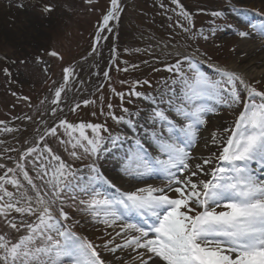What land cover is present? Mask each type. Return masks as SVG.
Returning a JSON list of instances; mask_svg holds the SVG:
<instances>
[{
    "label": "snow or ice",
    "instance_id": "1",
    "mask_svg": "<svg viewBox=\"0 0 264 264\" xmlns=\"http://www.w3.org/2000/svg\"><path fill=\"white\" fill-rule=\"evenodd\" d=\"M94 2L84 0L89 11L95 10ZM159 7L174 13L176 26L185 32L208 39L195 30L194 16L182 0L167 4L161 0ZM122 11V0H108L89 56L101 54V42L113 32L112 22L119 21ZM242 12L245 19L234 26L235 34L264 40V13L255 10L259 19L252 20L248 10ZM210 15L222 17L224 12L212 10ZM111 53L110 65L116 64L115 47ZM49 55L59 57L56 51ZM168 56L175 57L164 63L163 71L170 77L160 82L163 89L155 94L137 90L152 87L147 79L130 84L122 80L128 90L117 91L110 70L103 71L108 88L120 99L121 114L111 102L105 111L101 94L102 123L59 118L68 105L71 85L78 80L74 65L64 67L62 82L53 81L51 98L40 101L50 108L44 112L37 108L34 137L0 153V264H264V91L235 69L212 64L214 75H209L201 70L200 61L179 49ZM104 87L101 83L96 90ZM133 97L148 107L135 112L124 107L125 102L133 103ZM81 103L96 101L73 103L70 111L77 112ZM221 107L240 110L223 130L226 135L212 133L217 152L191 163L202 127ZM108 119L121 131L113 132ZM18 130L0 121V133ZM49 138L63 148L67 159L49 145ZM151 148L158 155L153 157ZM107 160H116L124 176L137 181L160 176L165 183L125 189L117 177L106 174L102 162ZM77 161L82 167L73 166ZM68 206L104 225L102 244L73 231L80 221L65 211Z\"/></svg>",
    "mask_w": 264,
    "mask_h": 264
},
{
    "label": "rangeland",
    "instance_id": "2",
    "mask_svg": "<svg viewBox=\"0 0 264 264\" xmlns=\"http://www.w3.org/2000/svg\"><path fill=\"white\" fill-rule=\"evenodd\" d=\"M256 1L258 11L264 13V0ZM160 2L161 0H122L123 11L119 23L112 22L113 30H115L110 34L106 33L108 39L101 42V54L92 57L89 53L92 50L96 25L102 12L107 9L108 0H95L92 6L94 11L88 10L89 5H86L84 0H0V121L7 122L9 127L19 129L12 133H0V141L4 142L0 144V153H3L5 148H18L24 140H31L37 128V108L41 112L50 108V104L40 105V101L45 97L51 98L50 89L53 86L46 85V79L52 75L51 71L55 70V82L58 85L63 80L64 67L68 66L76 67L83 64V69L77 74L78 80L72 83L71 91L66 97L68 105L64 106V110L59 113V118H66L72 123L104 122L105 118L99 114L101 94L104 97L105 111H107V104L111 102L116 114H121L120 99L112 94L104 81V70H110L111 83L117 91L126 92L132 81L144 79L149 80L152 87L145 85L139 87L138 91L155 94L157 89L162 90L163 85L160 82L170 77V73L163 71L164 63L175 59L174 56H168L170 48H165V44L183 48L210 62L209 65L205 63V66L201 67L207 74L214 75L212 64L229 67L239 71L258 90L264 91V55H257L262 62L253 66L252 69L249 68L250 63L249 67L241 68L240 61L245 56L249 59L255 58L250 52L252 48L264 44L263 42L246 45L245 39L259 37L242 39L235 34L234 26L239 23V20L234 14L237 16L240 14V10L243 9V0H182L185 8L194 16L195 30L197 32L202 30L208 37L207 40L200 36L193 37L191 33L176 26L175 14L164 13L159 7ZM164 3L167 4L168 0H164ZM45 6H51L52 10L45 12ZM169 7L172 6L169 5ZM200 9L204 11L201 12ZM212 10L223 11L224 16L212 17L210 15ZM168 17H172L171 21ZM248 19L257 20L259 17L252 12ZM213 29H215L214 33ZM6 33L10 35L9 39L4 37ZM120 45L122 46L119 47ZM113 47L117 53L116 64L110 65ZM51 51L58 52L59 57L50 56ZM262 51L264 52L263 49L260 52ZM203 53L206 55H202ZM194 54L188 55L194 56ZM132 65L136 67L133 68ZM117 67L121 69L127 67L128 71H117ZM5 69L9 74L5 73ZM154 69H161V71H154ZM92 73H98V75H92ZM79 79H83V85L79 84ZM122 80L128 81L129 84L122 85L120 83ZM257 81L259 83H256ZM101 83H105V87L98 92L96 89ZM18 87L22 88L23 95L28 97V100L23 99ZM12 93L17 95L13 96ZM84 99H93L96 103L88 106L81 103L77 112L70 111L73 103L82 102ZM132 99V104L124 103V107L129 108L130 111L135 112L138 108L148 107L144 101L135 97ZM239 110L240 108L221 107L216 114L208 116L207 124L199 133L197 145L191 150L195 157L191 163H199L201 158L217 152V147L211 142L212 133H217L218 136L226 135L223 130L232 125ZM93 112L97 115L93 116ZM25 115L32 116L33 120H24ZM15 117H21V119H14ZM107 125L113 132L121 128L111 119L107 120ZM48 143L67 159V154L55 140L49 138ZM116 162V160H107L102 163L108 170L111 163ZM73 166L82 167V162H74ZM153 181L150 183L154 186H159L161 182L165 183L159 178ZM118 183L121 185V182L118 181ZM150 183H143L138 187ZM122 186L129 190L135 188L125 183ZM68 204L71 205L72 201L69 200ZM65 211L73 220L80 221L73 230L78 232L82 230L87 238L96 244L103 243L104 225L92 223L89 216L78 212L72 206L66 207ZM107 231L112 230L107 229ZM117 255L128 258L126 254L119 252Z\"/></svg>",
    "mask_w": 264,
    "mask_h": 264
},
{
    "label": "bare ground",
    "instance_id": "3",
    "mask_svg": "<svg viewBox=\"0 0 264 264\" xmlns=\"http://www.w3.org/2000/svg\"><path fill=\"white\" fill-rule=\"evenodd\" d=\"M244 1V4H243V9H241L240 10V14H238V16L237 15H235L234 14V16H235V18H237L238 20H239V22L241 21V20H243V19H245V16H243V12H242V10H248V16L252 13V12H255V10H259V8H258V6H256L255 4H257V1L256 0H243ZM242 2V1H241ZM233 14V13H232ZM242 15V16H241ZM4 37L5 38H7V39H9V37H10V35L8 34V33H6L5 35H4ZM264 42V40H262V39H260V38H251V39H245V44L247 45V44H249V43H252L253 45H256L257 43L259 44V43H263ZM173 49H176L175 47H170V50H168V51H171V50H173ZM264 50V44L262 45V46H260V47H255V48H252V50L250 51L251 53H253L254 55H253V57L255 56V58L254 59H249L248 58V56H245L244 57V59H242L241 61H240V63H241V65H242V69H245L244 67H249V63L251 64V66L249 67V68H253V66H255L256 64H258V63H261L262 61H260V59L259 58H257V55L258 54H263L264 55V52L262 51V52H260L261 50ZM254 50V51H253ZM260 50V51H259ZM181 52H183V50H180ZM249 52V53H250ZM248 55V54H247ZM250 55V54H249ZM251 56V55H250ZM252 57V56H251ZM248 58V59H247ZM243 72V71H242ZM244 73V72H243ZM124 131H129V130H127V129H124ZM196 145H197V143H196ZM152 152H153V154L154 155H156V154H158L156 151H155V149L153 148V150H152ZM108 172H110L111 174H110V176H112V177H117L118 178V180H117V182L119 181V182H121V185H124V183H125V185H127V186H134V187H138L139 185H141V184H146V183H150L151 181H147V179L148 178H152V177H146V178H144L143 180H141V181H137L135 178H133V177H129V176H124V175H122V173H120V171H119V164L116 162L115 164H112L111 163V165H110V167L108 168ZM128 180H130V181H128ZM153 183V182H152ZM152 183H150V184H152ZM162 186V185H161ZM82 236V235H81ZM120 253V252H119Z\"/></svg>",
    "mask_w": 264,
    "mask_h": 264
}]
</instances>
